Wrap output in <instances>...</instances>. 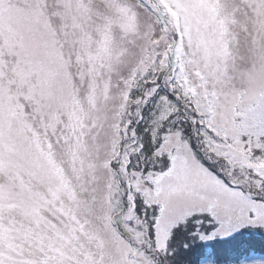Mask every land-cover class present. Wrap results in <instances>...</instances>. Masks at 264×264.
I'll list each match as a JSON object with an SVG mask.
<instances>
[{
  "label": "snow or ice",
  "instance_id": "1",
  "mask_svg": "<svg viewBox=\"0 0 264 264\" xmlns=\"http://www.w3.org/2000/svg\"><path fill=\"white\" fill-rule=\"evenodd\" d=\"M0 264H264V0H0Z\"/></svg>",
  "mask_w": 264,
  "mask_h": 264
}]
</instances>
